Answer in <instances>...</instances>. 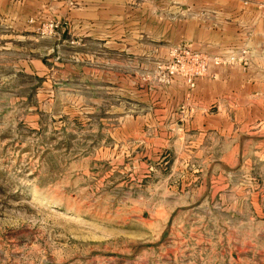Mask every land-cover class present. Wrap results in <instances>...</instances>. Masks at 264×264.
Masks as SVG:
<instances>
[{
  "label": "rangeland",
  "instance_id": "374dc122",
  "mask_svg": "<svg viewBox=\"0 0 264 264\" xmlns=\"http://www.w3.org/2000/svg\"><path fill=\"white\" fill-rule=\"evenodd\" d=\"M0 264H264V0H0Z\"/></svg>",
  "mask_w": 264,
  "mask_h": 264
}]
</instances>
